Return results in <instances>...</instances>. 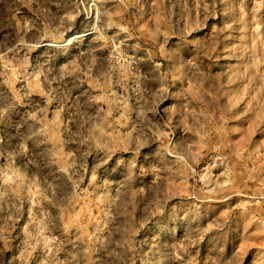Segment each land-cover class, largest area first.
Masks as SVG:
<instances>
[{
    "label": "rangeland",
    "instance_id": "obj_1",
    "mask_svg": "<svg viewBox=\"0 0 264 264\" xmlns=\"http://www.w3.org/2000/svg\"><path fill=\"white\" fill-rule=\"evenodd\" d=\"M0 264H264V0H0Z\"/></svg>",
    "mask_w": 264,
    "mask_h": 264
}]
</instances>
